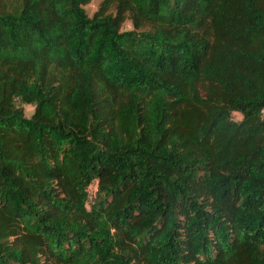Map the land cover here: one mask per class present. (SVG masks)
<instances>
[{
	"label": "trees",
	"instance_id": "16d2710c",
	"mask_svg": "<svg viewBox=\"0 0 264 264\" xmlns=\"http://www.w3.org/2000/svg\"><path fill=\"white\" fill-rule=\"evenodd\" d=\"M92 2L0 0V264H264V0Z\"/></svg>",
	"mask_w": 264,
	"mask_h": 264
},
{
	"label": "rangeland",
	"instance_id": "374dc122",
	"mask_svg": "<svg viewBox=\"0 0 264 264\" xmlns=\"http://www.w3.org/2000/svg\"><path fill=\"white\" fill-rule=\"evenodd\" d=\"M100 2H101V0H93V2L86 7V10L88 11V13L89 14H93L97 10L98 5H99ZM128 27H130V24L129 25L127 24V28ZM31 111H32L31 107H28L26 109V113L27 114H30Z\"/></svg>",
	"mask_w": 264,
	"mask_h": 264
}]
</instances>
